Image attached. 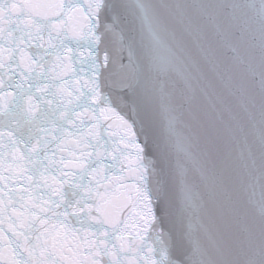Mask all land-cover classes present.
<instances>
[{"label":"snow or ice","instance_id":"6c2138e0","mask_svg":"<svg viewBox=\"0 0 264 264\" xmlns=\"http://www.w3.org/2000/svg\"><path fill=\"white\" fill-rule=\"evenodd\" d=\"M0 264H264V0H0Z\"/></svg>","mask_w":264,"mask_h":264}]
</instances>
